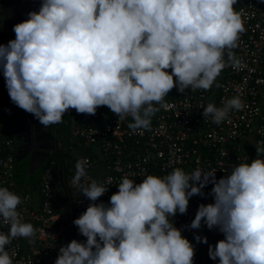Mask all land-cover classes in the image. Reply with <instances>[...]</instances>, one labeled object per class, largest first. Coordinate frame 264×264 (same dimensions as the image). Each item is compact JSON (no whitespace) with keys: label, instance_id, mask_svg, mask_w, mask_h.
<instances>
[{"label":"built area","instance_id":"built-area-1","mask_svg":"<svg viewBox=\"0 0 264 264\" xmlns=\"http://www.w3.org/2000/svg\"><path fill=\"white\" fill-rule=\"evenodd\" d=\"M86 48L67 191L0 117V264H264V0H101Z\"/></svg>","mask_w":264,"mask_h":264},{"label":"crops","instance_id":"crops-1","mask_svg":"<svg viewBox=\"0 0 264 264\" xmlns=\"http://www.w3.org/2000/svg\"><path fill=\"white\" fill-rule=\"evenodd\" d=\"M2 1L4 3V8L1 13L2 29L0 30V48H6L8 52L14 50L11 54H15V58L12 59L17 60L16 63L13 60H11L12 63H7L5 60L0 63V91L2 96L4 95L3 97H5V100L3 99L1 118L3 122L11 125L13 128V131L9 132V134H12L15 130V133L12 135L16 138V148L13 147L15 158L13 171L16 179V162L25 160V154L28 152H24V148H26L28 143L35 146L34 149H32L31 145L29 147L32 164L35 159V152H33V150H37L38 153L43 149L42 157H44V161L53 153L58 152L59 155L63 153L62 147H64V143L67 140L70 127L66 109L71 99L70 93L72 88H70L68 92L62 93L59 90L60 87L57 88L55 86L52 88L49 82H52L51 79L62 72L64 64H70V69H72L73 66H77L75 63V55H70V61L67 59L65 60L61 50L66 43L72 40V35H75L76 30L79 29L78 15L82 10L90 12L93 0ZM4 43H7L8 46ZM11 44H13L14 47H11ZM22 54L24 55L23 63L25 69L26 67L32 66L33 71L30 72V74L29 70L21 73L20 75H25L24 79H21L19 82L20 84H15L16 76L18 77L17 74L19 73L16 74V69L19 66L18 59L22 57ZM2 56L6 59L3 54ZM74 68L76 71V67ZM38 76L46 77L45 79L48 82L47 84L45 83V86L38 81ZM80 78H82V74H80L79 79ZM28 81H30L29 86H27ZM24 86L29 88L27 89V91L29 90L27 93L31 98L37 92H42L43 95H45V102L42 104L40 113L46 115L45 123L48 127L46 135L40 136L38 129H36L34 125V123H36L35 121L38 119V109H36L35 112L37 116H31L26 103L21 102L18 104V107L21 108L22 115L18 120L22 121L19 122L15 118V107L12 101L15 92L21 88L22 91H24ZM7 121H11V124ZM30 129H36V131H38L37 136L32 135V133L30 135L28 133ZM29 136L31 139H29ZM53 136L59 139L61 138V140H59L61 142L59 143L58 141L59 144L56 145ZM29 174L30 173L25 174L26 180L23 183V187H32L34 182H37V179L33 181L30 177H27Z\"/></svg>","mask_w":264,"mask_h":264},{"label":"flooded vegetation","instance_id":"flooded-vegetation-1","mask_svg":"<svg viewBox=\"0 0 264 264\" xmlns=\"http://www.w3.org/2000/svg\"><path fill=\"white\" fill-rule=\"evenodd\" d=\"M100 7H101V0H93L92 3H91L90 12H87V11H84V10H82L80 12V14L78 15V18H79L78 19V24H79L78 28L79 29L76 30L75 35H72L73 36L72 40L69 43H66L67 45L65 44L63 49L61 50L63 58L65 60L67 59L68 61H70V59H71L70 55L74 54L75 57H76V62L75 63L77 64V66H73L72 69H70L69 68L70 64L69 65L68 64H64L62 72L60 74H57L53 79H51L52 82H49V85L52 88H54L55 86L57 88L60 87L59 90L62 93H66V92L69 91L70 88H72V91L70 93L71 94L70 95L71 99H72V97L74 96L75 92L77 91L78 87L81 84V78L79 79V76H80L79 71L81 70L82 64L84 63V65H85V62H86V59H87L86 43H87V40H88V38H89V36H90V34L92 32V29L95 27V25L97 23ZM3 52H6V48L4 49V48L1 47L0 48V55H1L0 63L5 60V58H3V56H2ZM3 55H4V53H3ZM4 57H5V55H4ZM20 63L21 64H19L18 68L16 69V71H17L16 74L18 72L19 73L17 74L18 77L16 76L15 84H20L19 83L21 81L20 79H24L25 75H23V74L20 75L21 73L29 70V74H30V72L33 71V67L32 66H30L28 68L26 67V69H25L24 63L23 62H20ZM20 66H22V68H20ZM74 67H76V71H75ZM45 78H46L45 76H38V81H40V83L43 84L44 86H45V83L47 84V82H48ZM29 84H30V81H28L27 86H29ZM71 85H72V87H71ZM77 85H78V87H77ZM27 89H29V88L25 87L24 91H22V88L18 89L15 92V94H14V98H13L12 103L14 104V107H15V113H16L15 118H16V120H18V118L20 119L21 115H22V110H21L20 107H18V104L21 103V102L26 103L27 108L30 110L31 116L36 117L38 115L37 116L38 119H37V121H35L36 123H34V125H35L36 129H38V131L40 133V136L41 135L42 136L46 135V133L48 131V127H47V125L45 123L46 122L45 121L46 115L40 113V110L42 108V104H43V102H45V95H43L42 92H37L31 98V97L28 96L27 92L29 90L27 91ZM3 96H2L1 91H0V117H2V110H3L2 106H3V102H4L3 99L5 100V97H3ZM13 104H12V107H13ZM36 109H38L37 110V115L35 114ZM1 120H2V118H1ZM18 121L21 122L22 120H18ZM7 122L10 123L11 121L10 122L7 121ZM2 124H3L4 128H5L6 134L8 136H10L11 139H12L13 147H15L16 138H14V135H12L13 133H15V130H14V132L12 134H9V132L13 131V128L11 127V125L3 122V120H2ZM36 129L35 130H31L30 129L28 131V133L30 135L32 133V135H36L37 136V132L38 131H36ZM20 132H22V131H20ZM29 139H31L30 136H29ZM53 139H54V142H56L55 143L56 145L61 142V141H59V140H61V138L59 139L56 136H53ZM58 141H59V143H58ZM31 147H32V149L35 148V146H32V145H31ZM42 151H43V149H41L37 153V150H33V152H35L34 153L35 154L34 155L35 159L33 161V164H37L36 165V168H38L37 169V173L39 172V170L42 167L43 162H44V159H43L44 157H42L43 156ZM34 172L35 171H33V173ZM29 177H30V179H33L31 176H29Z\"/></svg>","mask_w":264,"mask_h":264},{"label":"rangeland","instance_id":"rangeland-1","mask_svg":"<svg viewBox=\"0 0 264 264\" xmlns=\"http://www.w3.org/2000/svg\"><path fill=\"white\" fill-rule=\"evenodd\" d=\"M30 143H28V145L26 146V148H24V151L27 153L25 154V160L23 161H19V162H16V180H17V183L18 185L20 183H22V185H19L20 188H23V183L25 182L26 178H25V174L26 173H30V175H27V177L31 176L33 179V181H36L37 177H38V173H37V169L36 168V165L37 164H32L31 163V158H30ZM28 168V170H27ZM33 171H35L33 173ZM15 179V178H14Z\"/></svg>","mask_w":264,"mask_h":264},{"label":"water","instance_id":"water-1","mask_svg":"<svg viewBox=\"0 0 264 264\" xmlns=\"http://www.w3.org/2000/svg\"><path fill=\"white\" fill-rule=\"evenodd\" d=\"M1 29H2V25H0V30H1ZM89 34H90V33H89ZM4 44H6V46H8L7 43H4ZM10 46H11V47H14L13 44H11ZM13 51H14V50H12L11 52H8V50H6V52H3L4 55H5V57H6L5 61H6L7 63H12L11 60L15 61V63H16L17 60L12 59V58H15V54H11ZM3 53H2V54H3ZM23 59H24V55L22 54V57H20V58L18 59L19 64H21L20 62H24ZM20 68H22V66H20ZM83 68H84V63L82 64V67H81V70L79 71V74H82V70H83ZM20 80H21V79H20ZM52 155L56 158V160L58 161V164H59V171H58V175H57V177H58V180H59L60 186L62 187L63 190L67 191V184H66V180H65L66 161H65V159H64L63 157H61V155L58 154V152H57V153H53ZM14 159H15V158H14ZM14 161H15V160H14ZM14 164H15V163H14ZM19 185H22V183H20Z\"/></svg>","mask_w":264,"mask_h":264},{"label":"trees","instance_id":"trees-1","mask_svg":"<svg viewBox=\"0 0 264 264\" xmlns=\"http://www.w3.org/2000/svg\"><path fill=\"white\" fill-rule=\"evenodd\" d=\"M85 153V151L82 149V148H80L79 149V151H77L76 152V155H82V154H84ZM64 159H65V161L68 163L69 161H70V154L69 153H67V152H63L62 153V155H61ZM57 161V160H56ZM59 187H60V189H62V187L60 186V183H59ZM32 190L33 191H36V182H34V184H33V186H32ZM63 190V189H62Z\"/></svg>","mask_w":264,"mask_h":264}]
</instances>
